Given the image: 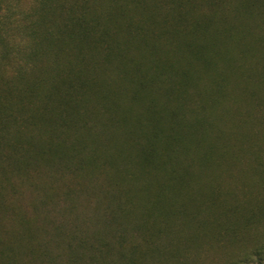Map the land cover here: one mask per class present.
Masks as SVG:
<instances>
[{"label":"trees","instance_id":"1","mask_svg":"<svg viewBox=\"0 0 264 264\" xmlns=\"http://www.w3.org/2000/svg\"><path fill=\"white\" fill-rule=\"evenodd\" d=\"M247 18L264 22V0H0V176L6 181L0 196L14 187L8 173L32 179L42 168L67 166L73 154L81 168L118 188L119 206H130V184L143 196L137 238L172 235L174 219L189 218L191 205L177 199L187 181L168 170L181 147L178 131L182 125L187 130L194 113L187 89L194 88V70L202 81L224 63L213 52L239 50L253 35ZM98 112L113 138L90 134ZM73 129L86 136L74 139ZM160 178L166 182L160 195L146 197L138 185ZM3 204L0 197V209ZM111 213L100 217L110 224ZM24 231L22 251L30 252L29 220ZM123 235L114 245L116 264H142L156 254L171 264H191L180 258L177 243L126 247ZM15 258L14 244H0V264Z\"/></svg>","mask_w":264,"mask_h":264},{"label":"rangeland","instance_id":"2","mask_svg":"<svg viewBox=\"0 0 264 264\" xmlns=\"http://www.w3.org/2000/svg\"><path fill=\"white\" fill-rule=\"evenodd\" d=\"M247 20L255 26L254 32L244 37L239 50L250 51L213 52L211 57L224 63L204 73L202 81L194 70V88L187 89L188 106L194 113L186 122L187 130L182 125L178 131L181 147L168 170L187 181L177 199L191 203L189 218L174 219L170 236L137 238L135 228L145 215L143 196L130 184L125 195L132 202L128 208L119 206L124 201L119 200L118 188L98 177V171L81 168V157L72 154L67 166L41 167L42 172L32 179L22 171L8 173L14 187L0 196L5 203L0 209V244L15 245L14 264H116L120 231L126 247L139 243L162 248L177 243L180 258L191 264H264V22ZM107 74L118 79L111 70ZM100 120H93L92 137L104 133L113 138L112 130L103 131ZM71 131L74 139L86 136L83 131ZM5 182L0 176V184ZM165 185L160 178L138 186L150 197L160 195ZM163 200L169 204L167 197ZM111 211L113 222L107 224L100 216ZM198 219H207V225L201 228ZM26 220L34 235L30 252L22 251ZM193 234L196 237L189 243ZM82 238L89 245H83ZM163 258L167 256L156 254L142 264H171Z\"/></svg>","mask_w":264,"mask_h":264}]
</instances>
